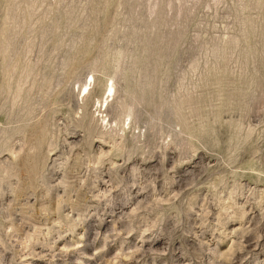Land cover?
I'll use <instances>...</instances> for the list:
<instances>
[{"label": "rangeland", "instance_id": "rangeland-1", "mask_svg": "<svg viewBox=\"0 0 264 264\" xmlns=\"http://www.w3.org/2000/svg\"><path fill=\"white\" fill-rule=\"evenodd\" d=\"M0 264H264V0H0Z\"/></svg>", "mask_w": 264, "mask_h": 264}, {"label": "bare ground", "instance_id": "bare-ground-1", "mask_svg": "<svg viewBox=\"0 0 264 264\" xmlns=\"http://www.w3.org/2000/svg\"><path fill=\"white\" fill-rule=\"evenodd\" d=\"M86 86V84L84 85V87ZM87 88V87H86ZM110 88H112V84L110 85V87H109V90H110ZM81 91V90H80ZM86 93H89V89L87 90V92ZM101 107H102V104H101Z\"/></svg>", "mask_w": 264, "mask_h": 264}]
</instances>
